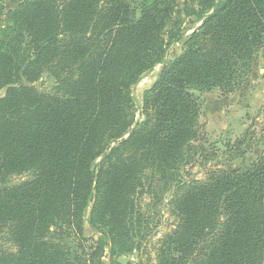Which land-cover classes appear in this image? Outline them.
Segmentation results:
<instances>
[{"label": "trees", "instance_id": "obj_1", "mask_svg": "<svg viewBox=\"0 0 264 264\" xmlns=\"http://www.w3.org/2000/svg\"><path fill=\"white\" fill-rule=\"evenodd\" d=\"M11 1L0 0V264H80L60 231L84 264H120L155 236L161 205L174 223L155 264H264V152L185 175L209 162L195 91L248 85L264 0ZM186 20L199 24L190 34ZM182 41L137 120L133 88ZM45 77L52 92L35 86Z\"/></svg>", "mask_w": 264, "mask_h": 264}, {"label": "rangeland", "instance_id": "obj_2", "mask_svg": "<svg viewBox=\"0 0 264 264\" xmlns=\"http://www.w3.org/2000/svg\"><path fill=\"white\" fill-rule=\"evenodd\" d=\"M135 1V0H134ZM184 0H178L180 6ZM7 7L12 6L11 0H5ZM190 20L185 21L184 29H188L190 34L195 27ZM184 42L182 41L173 45L169 51V55L163 64L158 65L154 71L145 76L142 81L133 88V94L137 99L138 109L137 120L143 119L142 106L145 93L150 90L157 82L160 73L166 64L178 57L183 50ZM263 49V48H262ZM261 49V50H262ZM260 50V51H261ZM259 54V53H258ZM256 67V65H255ZM255 72V68L253 73ZM252 73L250 80H253L255 75ZM250 82V81H249ZM36 88L42 93H49L55 87V81L50 77H45L35 84ZM240 92H244V88L235 94L228 96L223 95L220 90L212 92L195 91L199 97L201 104L200 123L203 126L202 131L204 137L199 144L202 147L204 157L209 162H204V158L198 160L192 166L187 168L185 175L190 179H206L210 168L216 166L233 167L238 165H247L256 160L264 152V102L256 99L254 112H247L241 109L240 103L237 102L240 97ZM5 95V91L0 92V97ZM250 96V95H249ZM248 95L240 99L250 101ZM237 102V103H236ZM238 140H244L242 145H237ZM27 177H14V183L20 182ZM159 215L157 221L159 228L155 236L150 240L146 247L139 252L122 255L118 262L120 264H155L156 249L158 240L162 235L169 232L173 228L174 220L167 211L165 205L156 208ZM89 211L87 212V215ZM61 243L72 253L73 257L80 263L84 264L82 258V250L79 248L77 239L67 237L62 231L57 233ZM85 236L87 238L96 239L95 232L86 224ZM92 242L86 243V248L90 247ZM6 248L9 244L3 245Z\"/></svg>", "mask_w": 264, "mask_h": 264}, {"label": "crops", "instance_id": "obj_3", "mask_svg": "<svg viewBox=\"0 0 264 264\" xmlns=\"http://www.w3.org/2000/svg\"><path fill=\"white\" fill-rule=\"evenodd\" d=\"M255 75L254 80L253 76L247 86L244 87V92H240V97L237 102L240 103L241 109H244L247 112H254V106L256 99H259L261 102H264V48L259 52L255 60ZM250 95V101L240 99L243 96ZM236 102V103H237Z\"/></svg>", "mask_w": 264, "mask_h": 264}]
</instances>
